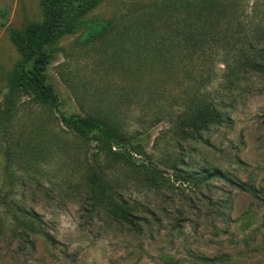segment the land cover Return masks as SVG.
<instances>
[{
    "label": "rangeland",
    "instance_id": "obj_1",
    "mask_svg": "<svg viewBox=\"0 0 264 264\" xmlns=\"http://www.w3.org/2000/svg\"><path fill=\"white\" fill-rule=\"evenodd\" d=\"M161 1L101 0L52 47L63 110L108 117L109 150L23 93L8 110L12 33L43 10L0 0V264H264V72L229 91L220 61H154L138 19ZM195 99L224 118L192 132L181 114ZM14 209L35 232L13 231Z\"/></svg>",
    "mask_w": 264,
    "mask_h": 264
},
{
    "label": "trees",
    "instance_id": "obj_2",
    "mask_svg": "<svg viewBox=\"0 0 264 264\" xmlns=\"http://www.w3.org/2000/svg\"><path fill=\"white\" fill-rule=\"evenodd\" d=\"M101 0H41L43 17L40 21H28L24 27L12 33V40L20 53L8 81L6 96L10 110L17 94H25L33 103L52 108L64 126L78 136L99 140L111 150L118 130L108 117L81 115L63 110L61 97L50 79L49 66L53 61V45L64 34L74 31L82 17ZM249 0H162L154 9L146 10L138 19L143 47L150 58L165 64L176 58L198 63L220 61L225 66L226 89L233 91L242 77L264 72V0H254L251 15L240 5ZM108 23L96 24L97 33L103 34ZM139 52V48L137 49ZM192 98V97H191ZM181 114L189 120L192 132L207 128L210 123L224 118L214 101L192 100ZM186 120V122H187ZM114 154L119 152L113 151ZM223 177L216 169L203 179ZM235 182V181H232ZM242 188V185H239ZM255 191V189H253ZM19 209L12 211L14 230L22 226L35 232L37 222L33 216L21 219ZM124 217V216H123ZM28 221H27V219ZM50 243L52 237L43 233ZM29 236L20 239L30 242ZM32 242V241H31ZM33 245V242L31 243ZM202 261L213 258L201 257Z\"/></svg>",
    "mask_w": 264,
    "mask_h": 264
}]
</instances>
